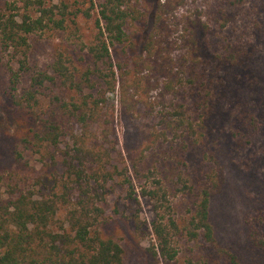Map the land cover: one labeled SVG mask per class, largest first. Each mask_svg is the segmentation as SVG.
Returning <instances> with one entry per match:
<instances>
[{
  "label": "trees",
  "instance_id": "16d2710c",
  "mask_svg": "<svg viewBox=\"0 0 264 264\" xmlns=\"http://www.w3.org/2000/svg\"><path fill=\"white\" fill-rule=\"evenodd\" d=\"M89 1L93 2L9 0L0 6V62L8 78L9 112L17 126L12 140L23 149L15 150L14 157L17 162L24 152L39 157L41 180L55 182L49 196L38 197L15 182L14 170L0 167V264H126L122 245L105 233V205L112 184L121 178L132 203L140 206V202L127 170L121 168L125 160L118 149L109 98L119 97L121 116L132 122L141 117L160 80L173 77L167 23L182 2L157 0L149 13L143 4L147 0H103L94 27L86 34L79 18L90 20L91 15L79 7ZM190 24V53L198 59L204 55L196 30L204 26L200 20ZM34 36L60 39L47 65L32 58ZM117 47L123 54L115 62L112 48ZM253 58V51H243L218 56L216 61L225 69L245 66ZM165 87L175 89L172 81ZM185 111L165 116L163 128L147 136L149 144L168 142L171 134L184 137ZM65 138L69 145L61 152ZM157 177L150 170L141 187L142 197L152 203L149 227L138 215L125 216L137 236L145 228L151 230L146 264H175L185 244L209 252V258L192 257L187 264H251L218 242L211 219L212 201L225 187L218 161L198 189L179 177L184 191L195 195L186 220L179 219L171 200V195L182 193L180 188L171 194L167 179ZM249 245L264 251V241L255 233L249 234Z\"/></svg>",
  "mask_w": 264,
  "mask_h": 264
},
{
  "label": "rangeland",
  "instance_id": "374dc122",
  "mask_svg": "<svg viewBox=\"0 0 264 264\" xmlns=\"http://www.w3.org/2000/svg\"><path fill=\"white\" fill-rule=\"evenodd\" d=\"M7 1L0 0V6ZM92 1L79 7L91 15L90 20H85L83 14L79 18L86 34L94 27L99 4L103 2ZM263 1L181 0L182 4L169 15L167 23L173 77L160 80L148 96L141 117L132 122L121 116L119 97L110 95L109 106L115 112L118 149L125 160L121 168L127 170V177L135 189L134 197L140 202V206L132 203L128 194L131 191L122 186L121 178L112 184L113 192L108 195L105 205V233L122 245L126 264H146V250L153 242L151 230L145 228L144 233L137 236L125 218L138 215L147 227L152 221V203L141 195L144 175L153 170L157 178H166L164 182H167L171 194L180 188L182 193L171 195V200L176 215L186 220L194 207L195 195L184 191L179 177L183 176L189 185L198 189L204 176L216 167V161L225 175L224 190L211 204V219L218 242L232 248L251 264H264V251L249 245L251 233L264 241ZM154 2L157 0L143 3L149 13L155 8ZM198 20L204 26L196 32L206 58L197 59L190 53L189 36L190 22ZM59 42L60 39L48 36L32 37L33 60L39 65H47ZM243 51L254 52L253 60L247 65L221 69L217 64L216 57L227 58ZM122 54V47L112 48L115 62ZM169 81L173 83V91L165 87ZM7 85L6 71L0 62V167L14 170L18 174L14 177L15 182H19L22 189L32 190L38 197L49 196L55 182L41 180L44 172L39 157L29 152L23 153L21 162L14 157L15 150L22 153L23 149L12 140L17 126L6 100ZM182 109L187 110L188 118L183 127L188 130L185 136L171 134L168 142L150 145L147 136L163 128L161 121L165 116L172 117ZM68 145V138H65L61 152L67 150ZM147 145L151 146L149 150L145 148ZM61 152L58 153L60 163ZM192 192L196 194L195 189ZM204 256L209 258L207 249L185 244L175 264H187L189 258Z\"/></svg>",
  "mask_w": 264,
  "mask_h": 264
}]
</instances>
